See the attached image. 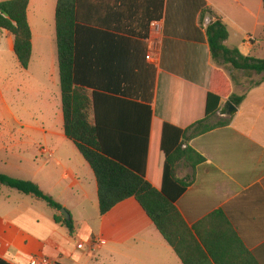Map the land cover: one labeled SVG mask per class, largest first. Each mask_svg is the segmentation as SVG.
Masks as SVG:
<instances>
[{
  "label": "crops",
  "instance_id": "crops-1",
  "mask_svg": "<svg viewBox=\"0 0 264 264\" xmlns=\"http://www.w3.org/2000/svg\"><path fill=\"white\" fill-rule=\"evenodd\" d=\"M57 4L29 2L32 59L27 70L15 55L13 36L0 29V69L9 64L20 71L16 87L29 102L27 109H19V99L0 90V129L5 132L0 138L9 137L0 142V173L35 183L61 204L75 223V235L55 221L62 213L46 202L0 186V259L10 264L36 259L37 264L45 259L50 264H184L135 198L100 215L95 174L64 131ZM78 8L83 23L104 31L107 66L132 62L152 69L153 126L161 121L182 129L202 117L215 70L224 72L232 94L245 95L228 126L190 142L206 162L194 171L180 167V178L194 175V181L176 205L187 225L197 229L199 241L224 243L225 259L239 262L246 251L252 264H264V124L257 119L264 113V82L250 88L262 76L214 63L207 28L215 18L204 14L211 8L227 26V47L264 59L254 41L264 39L263 0H79ZM155 21L160 33L152 63L145 57ZM94 239L101 243L93 251Z\"/></svg>",
  "mask_w": 264,
  "mask_h": 264
},
{
  "label": "trees",
  "instance_id": "trees-1",
  "mask_svg": "<svg viewBox=\"0 0 264 264\" xmlns=\"http://www.w3.org/2000/svg\"><path fill=\"white\" fill-rule=\"evenodd\" d=\"M29 2H0V29L13 36L15 55L25 70L32 59ZM78 7L79 0H58L55 13L64 131L95 174L100 215L135 198L184 264H252V256L246 251L243 255L247 256L239 262L225 259L227 251L220 239L212 244L201 237L199 241L197 229L187 225L176 205L194 181V175L180 178V167L194 171L206 162L190 142L228 126L230 120L217 115L223 100L228 98L239 107L245 95L232 94L224 72L215 70L202 117L182 129L161 121L153 126L152 69L146 63L136 66L132 62L122 68L107 66L105 33L83 23ZM206 13L215 18L207 28L214 63L229 65L246 76L260 75L262 78L250 88L260 86L264 82V59L227 47V26L211 8L205 9ZM124 82L126 85L122 86ZM0 186L31 195L57 212L64 210L31 181L0 173ZM55 221L75 235V223L70 216L66 219L58 214ZM0 264L10 263L0 259Z\"/></svg>",
  "mask_w": 264,
  "mask_h": 264
},
{
  "label": "rangeland",
  "instance_id": "rangeland-1",
  "mask_svg": "<svg viewBox=\"0 0 264 264\" xmlns=\"http://www.w3.org/2000/svg\"><path fill=\"white\" fill-rule=\"evenodd\" d=\"M239 40L241 37H238ZM257 41L259 43V54H264V39H261L260 37H254V41ZM4 67V66H3ZM6 67V66H5ZM28 74H25V77ZM21 73L20 71H17L16 69L11 70V66L8 64L6 68H1L0 69V90H2L4 93L8 95L9 99H19L18 104H19V109H27L28 108V95L25 94L22 90L18 91V88L16 87L17 85H20L21 83ZM52 87V85H50ZM12 96H14L12 98ZM13 107H17V105H13ZM255 115L258 116V113L256 112ZM219 117V116H218ZM259 120V123L262 125L264 124V113H260L259 116L257 117ZM5 133L3 130L0 129V135ZM18 139H22L24 141L27 140L24 136H21L20 133H17L15 135ZM9 137L5 136V138H0V142L3 140H8Z\"/></svg>",
  "mask_w": 264,
  "mask_h": 264
},
{
  "label": "built area",
  "instance_id": "built-area-1",
  "mask_svg": "<svg viewBox=\"0 0 264 264\" xmlns=\"http://www.w3.org/2000/svg\"><path fill=\"white\" fill-rule=\"evenodd\" d=\"M151 36L149 38V43H150V48H149V53L147 54L146 56V60L148 62H154V57H153V53L157 52L158 51V41H157V36L158 34L160 33V27L158 25V23L155 21L151 24ZM50 157H52V155L50 154ZM99 243H101V240L99 239H94L91 241L90 243V246H91V249L94 251L96 250L97 246L99 245ZM84 244H80L79 245V248H83ZM38 261L37 259L36 260H33L32 261V264H37ZM42 264H50L48 260H42Z\"/></svg>",
  "mask_w": 264,
  "mask_h": 264
},
{
  "label": "water",
  "instance_id": "water-1",
  "mask_svg": "<svg viewBox=\"0 0 264 264\" xmlns=\"http://www.w3.org/2000/svg\"><path fill=\"white\" fill-rule=\"evenodd\" d=\"M238 111V107L232 101L226 100L219 108L217 115L220 118L228 119L234 117L238 113ZM61 213L65 216L66 219H68L70 216L66 210H62Z\"/></svg>",
  "mask_w": 264,
  "mask_h": 264
}]
</instances>
